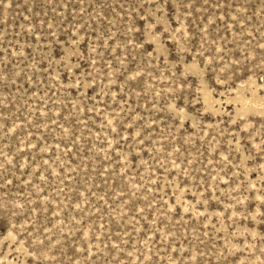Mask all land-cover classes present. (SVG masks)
I'll return each instance as SVG.
<instances>
[{"label": "rangeland", "instance_id": "rangeland-1", "mask_svg": "<svg viewBox=\"0 0 264 264\" xmlns=\"http://www.w3.org/2000/svg\"><path fill=\"white\" fill-rule=\"evenodd\" d=\"M0 264H264V0H0Z\"/></svg>", "mask_w": 264, "mask_h": 264}]
</instances>
